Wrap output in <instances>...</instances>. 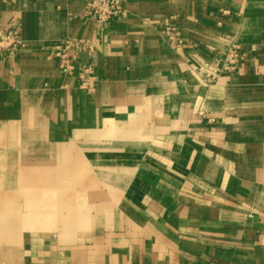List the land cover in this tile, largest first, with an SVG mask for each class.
Returning a JSON list of instances; mask_svg holds the SVG:
<instances>
[{
	"label": "crops",
	"instance_id": "crops-1",
	"mask_svg": "<svg viewBox=\"0 0 264 264\" xmlns=\"http://www.w3.org/2000/svg\"><path fill=\"white\" fill-rule=\"evenodd\" d=\"M123 2L102 30L84 0H0L26 41L0 54V264H264V0Z\"/></svg>",
	"mask_w": 264,
	"mask_h": 264
},
{
	"label": "built area",
	"instance_id": "built-area-1",
	"mask_svg": "<svg viewBox=\"0 0 264 264\" xmlns=\"http://www.w3.org/2000/svg\"><path fill=\"white\" fill-rule=\"evenodd\" d=\"M125 12L123 0H84V16L93 20L102 30L109 28L112 21L121 18ZM175 21L174 16L166 18L159 29V35L170 46L178 48L184 44V39ZM70 43V41H64L58 46L59 68L64 75L72 74L75 70V56L69 53ZM25 46L26 41L22 38L20 27L16 23H8L0 30V54L18 53ZM88 48L92 50V45L88 44ZM244 57L245 52L241 46L232 44L214 57L205 68L204 74L208 80L214 82L220 75L236 70ZM93 77V64L83 66L80 72L81 88L88 89Z\"/></svg>",
	"mask_w": 264,
	"mask_h": 264
}]
</instances>
